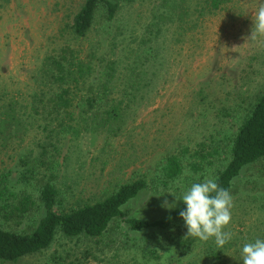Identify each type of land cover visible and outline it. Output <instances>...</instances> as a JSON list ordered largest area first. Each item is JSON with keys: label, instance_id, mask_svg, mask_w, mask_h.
Instances as JSON below:
<instances>
[{"label": "rangeland", "instance_id": "obj_1", "mask_svg": "<svg viewBox=\"0 0 264 264\" xmlns=\"http://www.w3.org/2000/svg\"><path fill=\"white\" fill-rule=\"evenodd\" d=\"M80 3L0 0V110L14 99L22 122L0 132V180L35 199L17 224L0 210L2 227L24 228L38 217L37 191L49 172V154L65 206L92 202L120 183H149L155 167L183 146L223 141L264 88V43L247 40L257 0H225L216 8L207 0L174 2L185 9L179 17L169 12L170 0H126L111 20L99 4L90 28L76 37L70 22ZM61 54L90 64L82 77L85 90L75 96L72 128L65 132L53 128L48 101L41 107L34 97L45 101L52 95L44 63L48 55ZM86 97L96 99V108ZM108 108L116 112L113 120L105 119ZM181 160L187 163L186 153ZM222 162L214 159L202 178L184 167L168 190L148 184L124 205V215L138 214L151 195L162 194L168 207L182 202L177 198L184 189L212 178ZM31 165L35 176L28 183L18 179ZM230 194L231 222L224 231L233 238L220 249L214 239L178 243L176 223L135 232L116 218L100 238L56 233L46 248L0 264H242L243 244L264 239V159L240 171Z\"/></svg>", "mask_w": 264, "mask_h": 264}, {"label": "trees", "instance_id": "obj_2", "mask_svg": "<svg viewBox=\"0 0 264 264\" xmlns=\"http://www.w3.org/2000/svg\"><path fill=\"white\" fill-rule=\"evenodd\" d=\"M121 1L126 0H81L71 17L70 32L76 37L83 36L90 28L99 4L103 6L105 19L111 20ZM170 1L173 5L169 12L179 17L185 9L177 7L174 2L182 3L185 0ZM224 1L207 0V5L216 8ZM65 59L67 58L62 54L46 57L43 72L52 86V95L42 101L34 94L41 107L47 106L48 101V113H54V117L51 118L54 122L53 128L59 127L58 131L63 132L72 128L69 121L73 118L75 96L80 90H85L82 77L90 70V64L83 62L76 54H71L66 62ZM100 85L104 89L109 87L103 80H100ZM86 98L85 103L91 109L96 108L94 104L96 99ZM3 105V109L0 110V132L11 125L19 129L22 122L16 113L14 99H9ZM35 109L37 110V107ZM104 113L107 120H113L116 115L113 108L104 110ZM54 133L56 135L57 131L54 130ZM224 137L223 141L209 137L211 143L206 144L201 140L195 142L189 149L183 146L179 152L168 154L155 167L149 183L142 178H136L118 184L111 192L97 200L83 201L69 207L65 206L64 199L55 185L54 172L51 171L55 163L51 162L54 159L49 154L50 165L47 167L49 172L37 191L40 213L33 223L24 228L8 229L0 226V261H16L23 255L40 251L51 243L56 233L64 237L83 235L100 238L116 218L123 219L128 230L135 232L165 228L171 223H176L178 243H185L187 246L192 237H185L186 231L182 230L187 229L179 216V212L186 207L183 201L168 207L162 194L151 195L140 206L138 214L124 215L122 209L128 202L141 195L148 184L155 189L168 190L179 179L184 167L191 173H197V178H202L214 159L223 162L215 167L212 178H216V183L220 187L230 191L233 180L245 166L264 159V88L249 104L234 131ZM47 152L48 150H42L41 155H46ZM183 153L187 154V163L181 160ZM20 160L23 164L27 162L26 157H21ZM35 173V167L31 165L20 171L18 179L28 183ZM0 202L3 218L17 224L28 214L35 204V199L28 190L21 189L15 193L5 185L4 180H0ZM180 232L183 233L179 235Z\"/></svg>", "mask_w": 264, "mask_h": 264}, {"label": "clouds", "instance_id": "obj_3", "mask_svg": "<svg viewBox=\"0 0 264 264\" xmlns=\"http://www.w3.org/2000/svg\"><path fill=\"white\" fill-rule=\"evenodd\" d=\"M253 24L248 41L264 43V0H257L253 11ZM185 208L179 212L187 228L185 237L201 241L214 239L218 249L232 240L233 233L224 231L231 222L233 199L230 191L220 187L216 178L194 182L177 198ZM242 264H264V239L244 243L240 249Z\"/></svg>", "mask_w": 264, "mask_h": 264}]
</instances>
